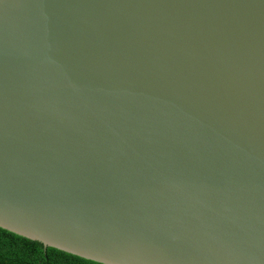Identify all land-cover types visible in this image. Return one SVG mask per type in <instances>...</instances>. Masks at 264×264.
Returning <instances> with one entry per match:
<instances>
[{
    "label": "water",
    "instance_id": "water-1",
    "mask_svg": "<svg viewBox=\"0 0 264 264\" xmlns=\"http://www.w3.org/2000/svg\"><path fill=\"white\" fill-rule=\"evenodd\" d=\"M0 220L105 264H264V0H0Z\"/></svg>",
    "mask_w": 264,
    "mask_h": 264
},
{
    "label": "trees",
    "instance_id": "trees-1",
    "mask_svg": "<svg viewBox=\"0 0 264 264\" xmlns=\"http://www.w3.org/2000/svg\"><path fill=\"white\" fill-rule=\"evenodd\" d=\"M0 264H94L0 228Z\"/></svg>",
    "mask_w": 264,
    "mask_h": 264
},
{
    "label": "clouds",
    "instance_id": "clouds-1",
    "mask_svg": "<svg viewBox=\"0 0 264 264\" xmlns=\"http://www.w3.org/2000/svg\"><path fill=\"white\" fill-rule=\"evenodd\" d=\"M5 229H7V228H5ZM21 235H23V234H21ZM27 237H30V236H27ZM30 238H32V237H30ZM45 245H47V244H45ZM71 254H73V253H71ZM73 255H75V254H73ZM99 255H100L99 259H88V258H84V257H81V256H78V257H80V258H82V259H84L86 261H92V262H94V264H105L106 261H112V260H110L108 258L103 257L101 254H99ZM75 256H77V255H75Z\"/></svg>",
    "mask_w": 264,
    "mask_h": 264
},
{
    "label": "snow or ice",
    "instance_id": "snow-or-ice-1",
    "mask_svg": "<svg viewBox=\"0 0 264 264\" xmlns=\"http://www.w3.org/2000/svg\"><path fill=\"white\" fill-rule=\"evenodd\" d=\"M0 227L7 228V229H9L11 232L19 233L18 231H16V230L13 229L12 227L6 225L2 220H0ZM19 234H21V233H19Z\"/></svg>",
    "mask_w": 264,
    "mask_h": 264
}]
</instances>
